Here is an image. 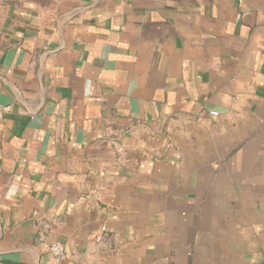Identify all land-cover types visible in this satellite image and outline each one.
Segmentation results:
<instances>
[{"label": "crops", "instance_id": "1", "mask_svg": "<svg viewBox=\"0 0 264 264\" xmlns=\"http://www.w3.org/2000/svg\"><path fill=\"white\" fill-rule=\"evenodd\" d=\"M0 104V264H264V0H0Z\"/></svg>", "mask_w": 264, "mask_h": 264}, {"label": "built area", "instance_id": "2", "mask_svg": "<svg viewBox=\"0 0 264 264\" xmlns=\"http://www.w3.org/2000/svg\"><path fill=\"white\" fill-rule=\"evenodd\" d=\"M10 106L8 104H0V117H2L4 114L9 112ZM211 115H217L216 111H211ZM49 253L54 257H61L64 254V248L57 243H51L48 248ZM1 254H0V261H1Z\"/></svg>", "mask_w": 264, "mask_h": 264}]
</instances>
